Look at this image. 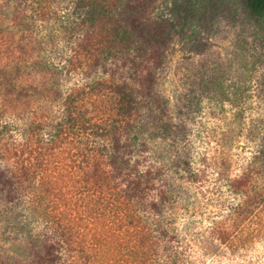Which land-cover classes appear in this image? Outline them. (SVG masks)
Instances as JSON below:
<instances>
[{
  "label": "trees",
  "instance_id": "16d2710c",
  "mask_svg": "<svg viewBox=\"0 0 264 264\" xmlns=\"http://www.w3.org/2000/svg\"><path fill=\"white\" fill-rule=\"evenodd\" d=\"M151 1L0 0V185L23 213L12 230L41 245L0 264H264V138L234 174L216 153L182 168L158 142L168 124L145 123L173 35L213 1L263 30L264 0H172L152 23ZM217 180L224 212L180 225L195 204L180 188Z\"/></svg>",
  "mask_w": 264,
  "mask_h": 264
},
{
  "label": "rangeland",
  "instance_id": "374dc122",
  "mask_svg": "<svg viewBox=\"0 0 264 264\" xmlns=\"http://www.w3.org/2000/svg\"><path fill=\"white\" fill-rule=\"evenodd\" d=\"M171 1H151L143 12L147 21L171 19ZM185 31L182 38L173 35L155 71L153 110L145 118L146 127L159 133L161 124H168L172 135L158 142L182 168L188 167L186 162L199 168V155L216 153L227 158L234 174L264 138V29H257L241 6L213 1ZM214 76L221 77L228 93L229 100L221 106L210 83ZM208 186L209 192L204 185L196 191L180 188L182 202L188 196L195 201L178 212L180 225L193 219L205 224L213 211L224 212L220 201L229 195L225 186L220 180ZM11 206L0 185V258L7 261L41 252L40 243L30 247L26 234L12 230L23 213Z\"/></svg>",
  "mask_w": 264,
  "mask_h": 264
}]
</instances>
